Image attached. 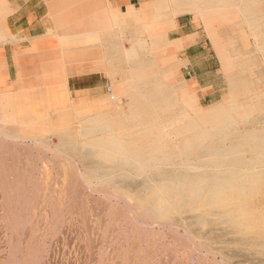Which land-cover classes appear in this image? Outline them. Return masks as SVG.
I'll return each instance as SVG.
<instances>
[{
  "label": "rangeland",
  "instance_id": "1",
  "mask_svg": "<svg viewBox=\"0 0 264 264\" xmlns=\"http://www.w3.org/2000/svg\"><path fill=\"white\" fill-rule=\"evenodd\" d=\"M152 1L137 17L101 0L55 11L39 40L51 41L55 61L40 47L18 80L0 79V264H264L263 237L239 232L217 210L156 216L137 201L151 182L168 180L160 174L214 169L198 161L202 147L179 150L194 133L188 122L212 124L202 113L232 119L216 144L264 128V0L249 12L241 2ZM94 15L102 23H91ZM96 124L137 140L144 161L150 146L166 147L172 159L143 170L134 160L100 162L88 141L108 130L83 129ZM256 168L249 184L226 188L225 204L264 229V161ZM195 214L206 217L202 225Z\"/></svg>",
  "mask_w": 264,
  "mask_h": 264
},
{
  "label": "bare ground",
  "instance_id": "2",
  "mask_svg": "<svg viewBox=\"0 0 264 264\" xmlns=\"http://www.w3.org/2000/svg\"><path fill=\"white\" fill-rule=\"evenodd\" d=\"M183 1L195 3L198 0ZM218 1L224 2L226 5L238 4L241 2L243 3L241 5L242 9L245 12H249L250 9L254 8L256 5V0ZM212 8L213 7H205L204 10ZM131 48L133 49V47ZM247 112L248 110L243 109L240 112V117L242 119L247 118ZM198 119L212 124H194L193 120L188 122L186 128L194 131V133L184 139V145L180 147L179 150L187 152L194 149L193 147L195 145H197L198 148L202 147L198 156V161H205L213 166L214 169L209 173L203 172L201 174L187 172L182 175L181 178L177 175L174 176V174H160L162 178L167 177L168 180L157 183L151 182L150 185H155L156 187L149 189L146 194L138 196V203L147 213L156 216H162L168 210L177 211L183 207L190 209L202 208L204 211L217 210L219 212V217L229 221L239 232H244L256 237H263L264 241V229H256L255 224L248 219V214L244 209L225 204V200L229 198L225 196L226 188H230L231 191H238V186L249 184L251 181V172H257L258 170L256 167L258 163L264 161V128L248 129L243 133L242 141H234L229 145H223L219 143L216 144L215 140L217 139L216 142L222 141L228 136L227 130L231 124V117L225 116L223 113L215 117L208 113H202ZM112 127L113 125L111 124H96L83 128L86 135L108 130L107 134L88 141V143L93 146L87 148V153L104 155L95 157L96 160L103 162V160L111 156V158L116 161L113 165L114 167L124 166L128 164V161L134 160L138 162L132 163L131 166L143 170L148 167L150 163L153 166L160 165L172 159L171 152H169L166 147L162 150L160 146H150L149 150L147 148V153H150V155L144 161V153L146 151L141 148L138 141L135 139H119L118 135H115L112 130ZM119 128L115 132L119 131L120 133ZM206 140H209L210 144L205 147L204 143H206ZM246 151L255 153V156L244 161L242 155ZM201 156L207 157L201 158ZM195 157L197 158V156ZM99 170V165L94 166L91 168V174L93 176H98L101 172ZM160 176L158 177L160 178ZM134 182L136 183L137 181ZM112 183H114V181ZM130 183L132 182L130 181ZM204 192L205 195H203ZM191 220L193 222V219ZM205 220L206 217L203 214H198L195 221L202 225Z\"/></svg>",
  "mask_w": 264,
  "mask_h": 264
},
{
  "label": "crops",
  "instance_id": "3",
  "mask_svg": "<svg viewBox=\"0 0 264 264\" xmlns=\"http://www.w3.org/2000/svg\"><path fill=\"white\" fill-rule=\"evenodd\" d=\"M88 0H0V79L6 82L18 80L23 66L33 64L34 51L42 48L47 57L55 61L54 45L48 39L40 46V39L50 34V17L57 10L87 9ZM107 6L127 12L135 17L152 10V0H101ZM82 2L84 3L82 5ZM136 8H139L138 10ZM82 13H79V15ZM98 14V13H97ZM96 14V15H97ZM84 15V14H83ZM87 15V14H85ZM95 16V15H94ZM91 23L100 24L95 18ZM79 34L63 36L62 39L79 38ZM91 34H84V41ZM56 70V71H55ZM55 67L54 75L58 74Z\"/></svg>",
  "mask_w": 264,
  "mask_h": 264
}]
</instances>
